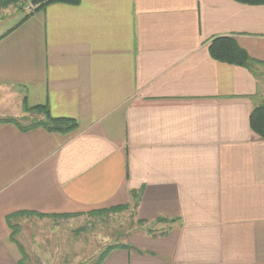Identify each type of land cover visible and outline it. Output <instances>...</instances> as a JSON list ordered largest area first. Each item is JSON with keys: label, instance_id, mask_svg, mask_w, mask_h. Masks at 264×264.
I'll return each instance as SVG.
<instances>
[{"label": "crops", "instance_id": "0c3cea01", "mask_svg": "<svg viewBox=\"0 0 264 264\" xmlns=\"http://www.w3.org/2000/svg\"><path fill=\"white\" fill-rule=\"evenodd\" d=\"M221 36L260 64L213 60ZM24 100L77 127L0 123V264L21 260L8 216L136 201L149 227L100 264H264V141L248 123L264 106V4L48 5L0 39V119L28 117Z\"/></svg>", "mask_w": 264, "mask_h": 264}, {"label": "rangeland", "instance_id": "374dc122", "mask_svg": "<svg viewBox=\"0 0 264 264\" xmlns=\"http://www.w3.org/2000/svg\"><path fill=\"white\" fill-rule=\"evenodd\" d=\"M28 11L27 7L24 10L13 6L1 9L0 31L3 33L14 27ZM26 116L28 120L21 123L26 124L32 118L36 120L40 117L36 114ZM128 206L126 211L115 214L88 216L86 212L79 213L82 215L76 217H64L60 214L61 216L45 218L31 215L16 218L14 224L24 225L25 234L29 228L33 248L37 249L36 253L30 252L29 257L23 248L27 257L23 259L24 264H95L110 246L125 245L126 248L119 249L129 248L130 239H136V234L145 232L149 226L138 223L134 203L131 202ZM154 223L156 226L159 222ZM19 228L20 232L21 227ZM18 235L19 233L16 235L17 241Z\"/></svg>", "mask_w": 264, "mask_h": 264}, {"label": "trees", "instance_id": "16d2710c", "mask_svg": "<svg viewBox=\"0 0 264 264\" xmlns=\"http://www.w3.org/2000/svg\"><path fill=\"white\" fill-rule=\"evenodd\" d=\"M237 3L244 4V5H263L264 0H233ZM30 0H0V9H7L9 7H15L19 10H24L25 7L29 9L27 13L24 14L23 18L11 29H9L6 34L0 37L3 38L5 35H7L9 32L14 30L16 27L21 25L25 20H27L29 17L32 16L35 12H38L40 10L45 9L48 5L51 4H66V5H78L79 0H44L40 4L36 5L35 7L31 8L29 6ZM208 53L210 57L220 63L232 65V66H238L242 67L248 70H252V68L256 64H260L259 62H256L252 60L248 54L241 49L236 41L228 36H221L214 38L209 46H208ZM22 109L24 113L28 114H36L39 115V119L30 120L28 123L24 124L21 123L25 120H28V118L23 117L21 119L16 118H4L0 119V123H11L15 125L19 130L21 131H29L31 129L42 127L48 132H54V133H69L76 129L77 123L76 121L68 118H53L49 111L45 106H34L29 107L25 100L22 103ZM249 128L250 130L258 136L260 139L264 141V106H258L252 109V111L249 114L248 118ZM134 201L138 198V193L131 192L130 193ZM137 201L134 203V207L136 205ZM129 208L128 204L124 205H118L115 207H111L108 209L103 210H97L92 212H87L86 215L92 216V215H100L102 213L105 214H115V213H122L126 211ZM35 216L37 218H45V217H53L55 215H45V214H37V213H30V212H22V213H16L11 216H8L6 218V222L8 227L10 228V240L17 246L20 255L21 260L19 261V264H24L23 259L26 257L24 254V249L20 245V243L16 239V235L19 233V225L14 224V221L16 218L23 217V216ZM82 214L76 213V214H62L64 217H76L81 216ZM58 216V215H57ZM61 216V215H60ZM156 222H167L164 219H158ZM139 224L144 225V221L138 220ZM150 232V230H148ZM119 248H126L125 245H113L108 247L98 258L95 264H100L104 258L107 256V254L111 250L119 249ZM27 258V257H26Z\"/></svg>", "mask_w": 264, "mask_h": 264}, {"label": "water", "instance_id": "95a60500", "mask_svg": "<svg viewBox=\"0 0 264 264\" xmlns=\"http://www.w3.org/2000/svg\"><path fill=\"white\" fill-rule=\"evenodd\" d=\"M44 0H30L29 2V6L31 8L35 7L36 5L40 4L41 2H43Z\"/></svg>", "mask_w": 264, "mask_h": 264}]
</instances>
